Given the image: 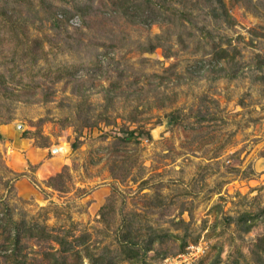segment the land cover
Segmentation results:
<instances>
[{"label":"rangeland","instance_id":"374dc122","mask_svg":"<svg viewBox=\"0 0 264 264\" xmlns=\"http://www.w3.org/2000/svg\"><path fill=\"white\" fill-rule=\"evenodd\" d=\"M116 1L0 0V215L115 260L130 223L168 235L143 264L191 246L192 264H264V0H222L228 20L166 0L177 20L147 27ZM216 44L234 61L210 62ZM22 243L28 264L57 248Z\"/></svg>","mask_w":264,"mask_h":264},{"label":"trees","instance_id":"16d2710c","mask_svg":"<svg viewBox=\"0 0 264 264\" xmlns=\"http://www.w3.org/2000/svg\"><path fill=\"white\" fill-rule=\"evenodd\" d=\"M194 4H204V6L209 8L215 4V7H212L211 11L222 10L223 16L228 20L229 14L224 8L222 0H194ZM113 5L116 6L115 10L131 24L147 27L152 24L168 25L177 20L175 9L169 7L166 0H159L158 2L155 0H119L113 3ZM219 15L220 13L217 16L220 17ZM213 16L216 15L213 14ZM178 20L180 19L178 18ZM155 41V44L149 43L147 47L148 52L151 53L155 48L163 47L160 42L161 36H156ZM229 47L230 45L222 47L219 44L212 46L210 62L213 60L214 65L220 62H233L235 55L230 54ZM256 58L258 59V66L263 67L264 57L258 55ZM221 69H224L223 66H221ZM166 117L169 123L176 124L179 121V118L174 113H170ZM120 132L121 137L119 139L123 142H139L142 139H150L149 132H144L138 128L131 130L126 128ZM75 146L72 145L73 148ZM238 218L239 224H243L240 227L243 232L249 231L255 219H257L249 213H244ZM129 224L126 225L124 223V225H119L117 232L119 233L120 241L116 249L115 260V258L110 259V257L106 258L103 255L95 256L89 246L84 245L86 241L81 238L68 240L69 235L66 233L59 235L48 231L42 225L27 221L15 222L7 210V212L0 215V238L2 240L0 243V257L4 260L5 264H28L26 257L21 255L24 248L22 241L34 239L38 242H51L57 246L54 251L44 253L48 264H83L82 259H86L88 264H117L122 261L128 264H143L145 255L152 250L153 244L155 242L161 243L168 235L156 233L155 230L150 228L153 237L142 241L139 238V236H142L139 229H133Z\"/></svg>","mask_w":264,"mask_h":264},{"label":"built area","instance_id":"2783aa9c","mask_svg":"<svg viewBox=\"0 0 264 264\" xmlns=\"http://www.w3.org/2000/svg\"><path fill=\"white\" fill-rule=\"evenodd\" d=\"M189 254L177 255L175 257L166 258L163 260V264H192L194 260H196L197 256L192 251L196 249V247L191 246L188 247Z\"/></svg>","mask_w":264,"mask_h":264},{"label":"crops","instance_id":"0c3cea01","mask_svg":"<svg viewBox=\"0 0 264 264\" xmlns=\"http://www.w3.org/2000/svg\"><path fill=\"white\" fill-rule=\"evenodd\" d=\"M1 133V132H0Z\"/></svg>","mask_w":264,"mask_h":264}]
</instances>
